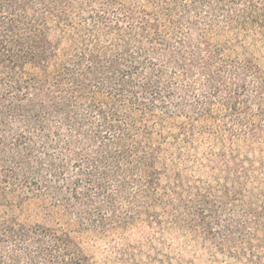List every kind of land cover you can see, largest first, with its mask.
<instances>
[{
	"label": "trees",
	"instance_id": "obj_1",
	"mask_svg": "<svg viewBox=\"0 0 264 264\" xmlns=\"http://www.w3.org/2000/svg\"><path fill=\"white\" fill-rule=\"evenodd\" d=\"M0 264H264V0H0Z\"/></svg>",
	"mask_w": 264,
	"mask_h": 264
}]
</instances>
